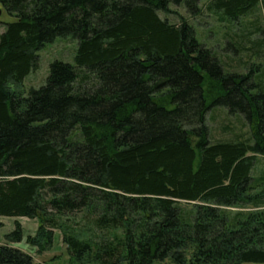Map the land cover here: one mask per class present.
Here are the masks:
<instances>
[{"label": "trees", "instance_id": "1", "mask_svg": "<svg viewBox=\"0 0 264 264\" xmlns=\"http://www.w3.org/2000/svg\"><path fill=\"white\" fill-rule=\"evenodd\" d=\"M0 1L14 19L0 35V217L37 218L40 253L60 230L70 264L264 263V71L227 72L186 18L161 16L171 0ZM201 1L227 26L252 18L234 42L261 54L250 36L264 33V0L185 4ZM66 36L74 64L13 91ZM219 109L250 135L227 125L233 137L213 139ZM22 239L16 222L8 241ZM0 264L39 263L0 244Z\"/></svg>", "mask_w": 264, "mask_h": 264}, {"label": "rangeland", "instance_id": "2", "mask_svg": "<svg viewBox=\"0 0 264 264\" xmlns=\"http://www.w3.org/2000/svg\"><path fill=\"white\" fill-rule=\"evenodd\" d=\"M185 1L179 0V2H176L175 0H171V11L168 14L161 13V16L169 19L172 23H180L182 18H186L195 26L196 35L202 43L216 52L227 72L234 71L246 74L250 71V68L255 67V71L258 70L254 75L257 74L259 76L264 71V42L260 46L262 50L260 55H255L254 51L251 50H239L240 47L237 49L234 42V39H239L238 35H241V33L245 34L247 31L254 29L249 27V23L247 22L253 20L252 18H245L242 21L243 26H227L217 15L207 11L205 1H201L198 4L200 11L194 14L189 11ZM0 7L2 8L0 15L1 35L5 31L6 24L12 22L14 19L7 13L1 1ZM255 14L260 16V23L264 27V9H257ZM250 39L256 44L261 39H264V33H253ZM245 40L244 38L243 43L245 46H253L252 43L247 44L248 41ZM77 49L78 40L75 37H58L53 43L47 44L43 49L38 51L39 67L32 70L24 82L20 84L12 83L10 85L11 89L16 93L27 94L31 88L41 87L45 84L49 75L51 63L55 60H61L74 64ZM255 79L257 80L258 77ZM208 116H210L208 125L211 128L213 139L232 138L231 131H223L227 125L234 127V132L237 134L242 133L246 137L250 135L249 124L239 119L236 115H230L226 111L219 109L216 111L212 110L208 113ZM211 116H213L212 119ZM259 159L260 161L256 166V173L262 174L264 172V155L259 156ZM258 191H264V187L258 189ZM182 205L186 209H192L194 206L193 203H183ZM231 209L234 211L251 210L252 207H232ZM0 222L3 223L0 228V244L13 246L32 255L39 264H70L69 254L66 245L63 243L60 230H56L54 233L53 247L50 250L40 253L36 246L28 242L30 236L33 237L37 234L39 228V220L37 218L0 217ZM16 222H20L22 225L23 239L20 242H10L8 241V235L14 230ZM88 237L93 238L96 236L89 232L86 235V238ZM243 264L264 263L247 262Z\"/></svg>", "mask_w": 264, "mask_h": 264}, {"label": "water", "instance_id": "3", "mask_svg": "<svg viewBox=\"0 0 264 264\" xmlns=\"http://www.w3.org/2000/svg\"><path fill=\"white\" fill-rule=\"evenodd\" d=\"M1 13H2V8L0 7V15H1Z\"/></svg>", "mask_w": 264, "mask_h": 264}]
</instances>
